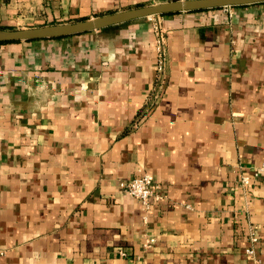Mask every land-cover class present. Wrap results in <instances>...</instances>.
Masks as SVG:
<instances>
[{
  "label": "crops",
  "instance_id": "1",
  "mask_svg": "<svg viewBox=\"0 0 264 264\" xmlns=\"http://www.w3.org/2000/svg\"><path fill=\"white\" fill-rule=\"evenodd\" d=\"M171 1L0 0V29ZM231 12L0 44V264H252L251 233L264 264V3ZM144 174L147 213L126 193Z\"/></svg>",
  "mask_w": 264,
  "mask_h": 264
},
{
  "label": "water",
  "instance_id": "2",
  "mask_svg": "<svg viewBox=\"0 0 264 264\" xmlns=\"http://www.w3.org/2000/svg\"><path fill=\"white\" fill-rule=\"evenodd\" d=\"M264 0H179L157 5L143 6L93 19L50 25L31 29H0V44L63 39L70 36L100 31L131 21L153 16H169L179 13L202 12L214 9L236 8L262 4Z\"/></svg>",
  "mask_w": 264,
  "mask_h": 264
},
{
  "label": "built area",
  "instance_id": "3",
  "mask_svg": "<svg viewBox=\"0 0 264 264\" xmlns=\"http://www.w3.org/2000/svg\"><path fill=\"white\" fill-rule=\"evenodd\" d=\"M229 18H232L233 8H223ZM154 35H155V71L157 77L160 76L165 68L167 48H166V35L161 28L159 22L152 23ZM264 135V127H263ZM261 174H264V163L253 173L252 178L257 179ZM251 179L248 176L241 178V185L246 187L250 185ZM126 193L133 199L139 201L142 209L147 213L152 204L161 200L163 197L160 193V186H158L151 175L144 174L140 177L134 178L126 184ZM145 220V217H144ZM250 246L246 249V255L252 264H263L255 257L254 245L257 243V237L255 233H251L249 237ZM154 244V238H146L142 243L144 250L150 249Z\"/></svg>",
  "mask_w": 264,
  "mask_h": 264
},
{
  "label": "trees",
  "instance_id": "4",
  "mask_svg": "<svg viewBox=\"0 0 264 264\" xmlns=\"http://www.w3.org/2000/svg\"><path fill=\"white\" fill-rule=\"evenodd\" d=\"M163 17H165V16H163Z\"/></svg>",
  "mask_w": 264,
  "mask_h": 264
}]
</instances>
